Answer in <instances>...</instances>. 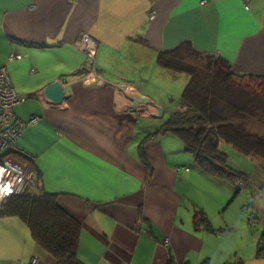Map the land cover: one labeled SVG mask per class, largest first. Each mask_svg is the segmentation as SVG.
Listing matches in <instances>:
<instances>
[{
  "label": "crops",
  "instance_id": "1",
  "mask_svg": "<svg viewBox=\"0 0 264 264\" xmlns=\"http://www.w3.org/2000/svg\"><path fill=\"white\" fill-rule=\"evenodd\" d=\"M243 1L0 0V67L25 98L14 108L27 123L17 146L33 157L43 189L58 194V205L80 222L78 264L214 261L207 250L214 249L208 246L214 237L193 232L191 210L179 212L177 185L183 188L197 168L182 163L190 170L179 171L182 166L168 160L152 137L145 145L146 170L139 145L163 119L150 117L152 101L144 111L148 117L127 110V99L111 85L121 79L149 98L142 78L168 73L157 66V52L184 42L221 55L240 74L264 75V0H250L248 10ZM152 11L156 17L150 20ZM83 33L95 42L94 67L105 86L79 81ZM13 55L20 58L11 60ZM54 82L65 92L60 104L41 95ZM144 107L139 104L138 111ZM34 117L36 124L30 123ZM33 258L55 264L21 220L0 219V264H30ZM252 261L264 264V257L254 255L247 263ZM214 264H221L218 256Z\"/></svg>",
  "mask_w": 264,
  "mask_h": 264
},
{
  "label": "trees",
  "instance_id": "2",
  "mask_svg": "<svg viewBox=\"0 0 264 264\" xmlns=\"http://www.w3.org/2000/svg\"><path fill=\"white\" fill-rule=\"evenodd\" d=\"M139 43L146 45L144 41L139 40ZM156 64L168 73L183 74L186 83L179 109L151 136L168 133L176 136L201 173L217 179L221 177L239 190L245 176L229 163L221 144L247 158L258 157L264 163V139L242 124L243 121H258L264 125V75L236 74L230 61L221 55L201 52L188 42L158 51ZM146 143L143 140L139 145V156L145 169L150 170L145 156ZM4 218L21 220L35 245L55 264H78L81 224L58 205L57 195L46 192L40 183L7 197L0 206V219ZM193 228L215 234L207 214L201 209L194 212ZM263 257L264 227L255 252V258ZM238 262L231 264H245L242 260ZM201 264L210 263L204 260Z\"/></svg>",
  "mask_w": 264,
  "mask_h": 264
},
{
  "label": "rangeland",
  "instance_id": "3",
  "mask_svg": "<svg viewBox=\"0 0 264 264\" xmlns=\"http://www.w3.org/2000/svg\"><path fill=\"white\" fill-rule=\"evenodd\" d=\"M150 13L149 19H155L156 13L154 11ZM84 34L87 33L81 34L80 41L78 42V46H80L82 50H85V68L82 69L79 81L85 86H105L108 82L100 78L96 72L94 60L93 64L89 61L91 59L90 54L91 52H94L93 49L95 50L96 47L95 42L90 38L91 40H88L85 43L82 37ZM234 72L244 76L250 75L240 74L237 71ZM165 74L166 76H164V78H160L156 75H154L152 80H148L149 78H142L146 83V87L143 91L146 90L149 99L154 102L156 107H160L163 110V118H161L163 121L167 120L171 113H174L179 109L180 96L186 83V76L183 74ZM89 76H92L93 78H88ZM246 78L244 80L247 82ZM121 81V79L116 80L118 83L111 86L118 91L117 94H122V99L123 97L127 99L128 105L126 109L131 110L128 108V106L132 104L130 100L131 97L146 96L139 92L138 88L134 86L135 84L133 85ZM245 81H243V83H245ZM249 84L250 86H253L252 83ZM141 87H143L142 84L140 85V89ZM149 105L150 104L147 106ZM147 106H145L142 111L140 109L139 111L138 109L135 110L137 115L148 117L150 112L146 114L144 112ZM165 109L167 110V114ZM152 114L158 115L157 108L152 111L151 115ZM151 115L150 117L153 118ZM242 124L246 130L264 139V125L262 123L258 121H243ZM161 125L162 123H160L158 127L160 128ZM151 135L152 133L147 135V138L145 139L146 142L152 138ZM156 138L163 146L168 160L175 162L178 166H182V168H179V171L185 170L187 172L190 170L189 166H184L182 163L189 165V162H193L192 157L184 151L182 152V143L176 136L168 133L165 135H158ZM221 149L227 154L229 163L237 168L241 167V169H244L246 171L245 175L248 177H245V179L240 182L239 190H237L234 189L228 181H223L221 177L217 179L212 176H206L203 173L198 174V169L194 168L193 172L195 173L191 174L193 177H190L185 184H182L183 188H181L180 185H177V190L182 192H179L182 197L179 212H181L180 214L182 215H186V209L189 211L191 210L193 213L201 209L207 214L210 226L215 230V234H210L214 239L208 242V246L214 249H207L208 251L211 250L209 254L214 256V261H212L211 264L215 263L216 256L220 258L221 264H231V262L239 263L238 261L241 260L245 264H253V261L249 263L247 262L251 261L252 257L255 255L257 243L256 238L262 230L260 228V221L263 220L262 215L264 214V163L258 157L252 159L247 158L237 153L226 144H221ZM26 155L27 158L25 159H27V164L31 166V161L34 159L30 155ZM145 156L148 159L146 154ZM139 158L142 160L141 157ZM157 160L160 161L158 157L156 161ZM256 164L261 165L263 169ZM31 167L34 169L33 166ZM36 174V183L33 184V186L39 184V175L37 172ZM33 186L28 187L31 188ZM56 195L58 197V194ZM193 232L202 233L204 231H202V229H193ZM163 243L168 244V242L165 241H163ZM204 250L206 251V249Z\"/></svg>",
  "mask_w": 264,
  "mask_h": 264
},
{
  "label": "built area",
  "instance_id": "4",
  "mask_svg": "<svg viewBox=\"0 0 264 264\" xmlns=\"http://www.w3.org/2000/svg\"><path fill=\"white\" fill-rule=\"evenodd\" d=\"M249 2L250 0L243 1L246 10L249 8ZM82 37L85 43L91 40L87 34ZM93 51L89 60L92 64L95 55V50L93 49ZM14 57L20 58L13 55L10 59L12 60ZM90 77L92 76L88 78ZM24 100L25 98L19 96L12 86L6 68L0 67V206L7 197L21 194L28 186H33L36 183L35 170L27 164V159H25L27 155L17 146V139L27 123L16 117L14 108ZM37 121L38 118L34 117L30 123ZM36 262L37 260L33 258L30 264H36Z\"/></svg>",
  "mask_w": 264,
  "mask_h": 264
},
{
  "label": "water",
  "instance_id": "5",
  "mask_svg": "<svg viewBox=\"0 0 264 264\" xmlns=\"http://www.w3.org/2000/svg\"><path fill=\"white\" fill-rule=\"evenodd\" d=\"M47 103L50 104H60L65 100V92L62 86L58 82H54L45 87L41 94ZM132 104L128 106L131 110L135 111L138 109L139 104L147 106L152 104L148 97H131ZM158 115L152 114L151 116L156 119H161L163 117V110L160 107H156Z\"/></svg>",
  "mask_w": 264,
  "mask_h": 264
}]
</instances>
